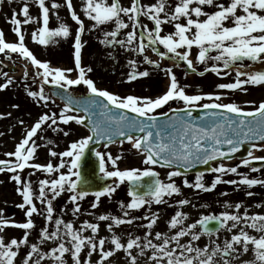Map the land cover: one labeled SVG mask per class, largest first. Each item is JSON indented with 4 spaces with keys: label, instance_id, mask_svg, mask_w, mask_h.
I'll use <instances>...</instances> for the list:
<instances>
[{
    "label": "snow or ice",
    "instance_id": "1",
    "mask_svg": "<svg viewBox=\"0 0 264 264\" xmlns=\"http://www.w3.org/2000/svg\"><path fill=\"white\" fill-rule=\"evenodd\" d=\"M32 0H24L19 13L13 10L9 22L14 24V33L18 36V42H6L4 32L0 29V53L6 50L11 53H19L24 58L30 59L36 67V76L41 77L40 91L28 90V95L37 102L43 100L47 102L49 96L43 91L44 83L57 85L62 89H68L67 102L61 108L59 115L52 112L41 114L31 127H26L25 134L16 144L13 152L5 155L9 159H0V173L5 171L13 173L12 179L19 185L17 192L22 196L23 202L18 205L25 210L27 217L25 222L5 219L0 210V232L6 226H15L24 229V234L20 239L15 237L5 243L3 235H0V264H17V257L21 245L29 244V234L35 227L33 214L43 215L46 223L54 220L55 228L49 231L45 226L41 229L39 239L56 242V246L48 251H42L37 243H31L30 250L26 253L19 264H41L45 258H50L53 264H68L65 254H70L72 264H106L115 252L123 250L130 259L131 264H137L138 255L147 256L149 264H232L233 259H238L241 255L251 251V260H242L240 264H264V213L249 215L247 210L241 215L239 211L233 213L222 211L219 214L202 215L192 224L185 225L187 213L177 211L171 216L169 227L174 229L172 235L163 232H155L153 242L150 238L152 233L149 231L143 237L129 235L126 242H122L121 236L115 232V227L121 224H131L133 220L125 219L111 214H101L99 221H111L107 229L111 233L110 243L113 247L105 249L106 239L100 237L97 241V234L100 230L98 223L88 220L82 222L80 228H76L72 221L65 222L63 218L54 219L53 201L62 193H70L69 201L74 204L73 214L80 212L79 200L89 193L80 188V184L85 182L81 175V166L85 157L86 149L95 140L96 142L105 141V148L108 144L117 142V138L123 137L132 143V147L143 155L144 168H125L118 167L121 156H113L111 152L95 151L99 159V170L105 177L117 178L112 185H107L94 193L96 202L91 207L97 208L100 197L111 196L116 191L120 183L128 181L132 187L129 190L130 202H120L122 210L140 209L144 205L153 202L160 204L166 203L164 197H171L173 194H181V187L175 182V177L183 175L181 169H191L196 164H209L218 158H231V154L236 153L245 141L259 140L264 142V101L251 111H245L237 103H218L221 93H199L188 94L185 87L181 86L176 74L171 67L164 68L165 75L170 78L167 90L155 98L149 96L126 95L120 96L106 89L96 86V83L86 76V72H91V67L82 66L81 50L83 47L82 35L86 25L74 7L72 0H65L71 19L77 27L73 31L70 25L58 13L56 20L58 26L49 27L50 9L45 0H35L41 10L42 26L32 32L33 41H38L41 45L56 44V38H68L74 35V63L75 70L78 71L76 78H72L73 68L51 67L49 61H41L25 45V35L21 31V24L27 25L37 22V17L29 14V3ZM211 7V11H205L206 7ZM53 10L62 7L57 0H52ZM82 12L91 23V29H99L100 26L109 22H114V30L104 31L101 44L112 46L119 45L125 47L126 51H135L144 54L147 47L152 51L158 52L164 58L168 53L173 54L178 61L186 62L187 68L195 71L193 60L190 58L192 49L195 46L198 51L195 59L204 64L213 61L211 65L204 69L205 72L212 71L217 75H228L222 73V69H229L237 66L238 62L246 58L255 62L264 60V0H226L225 3H217L216 0H155L153 3L142 4L141 0H130L129 6H123L120 0H82ZM22 14L23 20L19 18ZM147 17L153 22V27L148 28L142 24L140 17ZM131 23V30L126 33L125 39H117L121 29H127ZM181 18H184L182 22ZM172 24L174 31L167 35H162V25ZM139 29V41L133 47V41L137 40V30ZM147 37V45L145 44ZM163 45L167 52L160 51L156 45ZM183 49V51H178ZM215 50L216 55L210 53ZM143 61L160 67L157 61L152 60L148 55H143ZM219 62H222L219 63ZM132 71L128 74V80H135L138 77H147V70L140 71L137 68V61L131 60ZM246 65L239 64L236 67V79L234 82L220 83L218 89L236 90L242 85L264 84V71L244 72L241 71ZM40 69L43 71L41 72ZM187 73H185L186 75ZM201 75L203 73H200ZM6 79L0 83V90L7 88L13 83V79L4 73ZM244 76L245 79L240 77ZM24 77H28L25 71ZM84 84L92 95L82 99H76L71 95L70 86ZM247 91V89H242ZM205 99L211 103H198ZM180 100L188 109L187 116L191 117L193 109L199 106L203 109H225L227 111H205L200 118V122L185 119L184 115H176L172 119L159 121L154 114L156 109L162 108L169 101ZM254 103V102H248ZM18 107V105H13ZM124 110V111H114ZM83 111V115L69 114L70 112ZM136 113V117L129 116L128 111ZM171 110V109H170ZM176 113L183 110L175 109ZM229 113H235L239 117L234 119ZM4 114H0L3 116ZM10 115V113L8 114ZM167 117V113H160ZM146 117V119H140ZM251 117L253 119H245ZM58 120L67 125L70 121L89 128V135L72 140L67 148L57 152L54 148L49 149V156L58 162L53 163L50 159L46 164L34 162L37 149L38 130L42 126L52 129L53 132H63L64 136L69 135V131L61 128ZM21 125L24 121H19ZM141 133L135 135L134 133ZM124 139L119 143L123 144ZM48 144H54L53 140H48ZM227 145V148L223 146ZM256 148V144L251 145ZM264 149V143L260 145ZM14 157V159H12ZM253 159L264 160V157H254L249 150L248 158L242 159V165H250ZM31 161V162H30ZM112 170H109L108 164ZM161 165L171 169L168 172V181L164 182L159 178V173L148 165ZM239 165L226 166L220 163L214 169H209L216 173L225 172L237 173ZM25 168L33 169L28 174L29 178L24 179L21 172ZM256 171L257 169H252ZM48 174V178L39 179L38 192L34 189L31 176L36 172ZM52 174H55L54 176ZM242 178L227 181L231 184H245L248 186L264 184V180L249 179L241 174ZM204 174L197 173L195 182H190L185 176L183 185L197 190L211 191L216 188L217 183L221 182V175H216L210 185L204 183ZM144 178H149L145 183ZM253 193L247 192L251 196ZM226 195V193H225ZM35 200H39L45 205L44 212L37 207ZM178 205L189 204L187 199L176 201ZM259 206V205H258ZM225 207L233 205L225 202ZM234 207L239 210L241 202H237ZM128 211H124V217H128ZM158 214L145 216L148 220L146 227L152 229L157 222ZM216 221L217 226H210V222ZM231 221L229 225L228 222ZM241 224L246 227H239ZM202 226L203 233L211 236L219 231V226H226L228 231L236 229L230 239H226L223 245L213 242L211 246H195L193 241L199 240L201 232L196 231L197 226ZM247 228L254 230L258 235L250 234ZM84 229H90L92 235H84ZM191 236L186 243H181V238ZM87 247V257L82 261L81 253ZM15 249V250H14ZM138 249V255L133 254V250ZM150 250V252H149ZM93 253H97L98 259L92 261ZM114 264V262H112Z\"/></svg>",
    "mask_w": 264,
    "mask_h": 264
},
{
    "label": "rangeland",
    "instance_id": "2",
    "mask_svg": "<svg viewBox=\"0 0 264 264\" xmlns=\"http://www.w3.org/2000/svg\"><path fill=\"white\" fill-rule=\"evenodd\" d=\"M24 0H0V29L4 32V37L6 42H18V36L14 33V24L9 22V18L13 15V10L18 13L23 6ZM58 3L62 5L59 9L53 10L51 7L52 0H45L46 5L50 9V22L49 27L58 26L59 21L56 20V14L58 13L64 18L70 27L75 30L77 27L76 23L71 19L69 10L66 6L65 0H57ZM73 7L75 11L81 15V18L85 21V31L82 35L83 47L81 50V57L84 66L91 67L92 71L87 72L89 78H91L98 88L106 89L120 96L126 95H136V96H149L157 97L162 95L168 88L170 84V78L165 75L163 69L171 67L173 72L176 74L178 81L181 86L185 87V91L188 94H199V93H211L220 92L221 96L218 103H237L244 110H250L256 108L261 101H264V84L242 85L240 89L227 90L218 89L216 86L220 83L234 82L236 77L233 73L232 68L222 69L223 72H227L228 75H217L215 72L207 71L204 69L214 63L213 61H208L201 64L195 59V55L198 49L194 46L192 49V55L190 58L193 60V65L195 71L187 68L186 62L178 61L177 58L168 53L164 58L160 57L158 52L152 51L150 47L145 50L146 55H148L152 60L158 62L160 67H155L154 65L148 64L143 61V55L135 51H126L125 47L119 45H104L100 43L103 39L104 31L114 30V22H109L106 25L100 26L99 29H91V21L83 15L82 12V0H72ZM111 2V0H109ZM123 6H129L130 0H120ZM155 0H141L142 4L153 3ZM172 0H168L171 4ZM217 3H225L226 0H216ZM211 7H206L205 11H211ZM29 14L31 16L37 17L40 21L31 22L27 25L21 24V31L25 35V45L29 48L33 54L41 61H49L51 67H61V68H73L72 67V55L74 52V35H70L68 38H56V44L41 45L38 41H33L32 32L37 30L42 26L41 10L35 3V0L29 3ZM21 20L24 19L22 14L19 16ZM125 21L128 22V18L124 17ZM140 20L142 24L148 26L149 29L153 27V22L147 17L141 16ZM182 22L184 18H181ZM127 29H121L117 35V39H125L126 33L131 30V23ZM174 31V26L172 24L162 25V35H167L169 32ZM139 41V29L137 30V40L133 41V47L138 45ZM145 44L147 45V37H145ZM156 47L160 51L167 52V49L163 45L157 44ZM178 51H183V49H178ZM6 50L0 61V82L6 79L4 73H7L8 77L13 79V83L10 84L4 93H0V114H4L0 117V137L5 139V136L12 138V122L14 117L16 119L15 132L18 131V136L14 142L5 143V141H0L2 146L7 147L9 144L12 148V144L19 142L23 135L25 134L26 127H31L35 120L43 113L52 112L57 113L60 110L59 107L44 103L37 102L33 97L28 95V90H34L33 86L29 82V77L35 76L37 71L36 67L31 63L30 59L24 58L19 53H7ZM215 56L217 53L213 50L210 53ZM137 61V68L140 71L147 70L149 75L147 77H138L135 80H128V74L132 71L130 66V61ZM222 64V62H219ZM5 64V65H4ZM11 66V64L16 65L17 69L13 73H8V69H2L4 66ZM14 65H12L14 67ZM42 70V69H40ZM25 71L28 72V77H24ZM185 73H187L185 75ZM200 73H203L202 75ZM74 72L71 73L73 76ZM247 89L244 91L242 89ZM254 103H248V102ZM11 102L13 105H18V107H13L11 109ZM212 102L205 99L198 103ZM7 106L10 110H7ZM10 113V115H8ZM60 113V112H59ZM23 120L24 124L21 125L19 121ZM61 127V125L59 124ZM61 128L69 131L68 136H64L63 132H53L52 129H47L46 126H42V130H38L37 137H44V139H36L37 144L40 147L37 149L36 157H34V162L46 164L50 159L49 149L54 148L55 151L60 152L67 148L72 140L78 139L84 136L85 132L82 128L75 126L73 123L69 122L67 125H63ZM7 134L1 135L2 131L5 130ZM48 140H53L54 144H48ZM10 148V150H11ZM107 152H111L113 156H121L118 161V167L120 169L125 168H144L146 165L143 164V155L133 150L129 145H121L116 147H111L106 149ZM259 157H264V149L258 153ZM31 162V161H30ZM55 164L58 161L52 159ZM226 166H232L230 163ZM148 167H150L148 165ZM109 170H112V166L109 162ZM157 169V168H155ZM33 169L25 168L20 174L22 178L28 179V174L32 172ZM159 173V178L167 182L168 172L165 170L157 169ZM241 172L230 173L225 172L221 175V182L217 183L216 188L211 191L197 190L192 187H185L183 182L179 178H174L178 186L181 187V194H173V196H165L164 199L166 203L157 204L153 202L150 205H144L140 209H125L128 211V217H124V211L120 207V202L124 201L125 204L130 202L131 197L129 196L126 185L123 183L120 187L116 189L111 196L100 197L99 205L97 208H92L91 205L96 202L95 200H87L84 202H79L80 212L73 214L74 204L69 202L64 194H61L53 201L54 219L63 218L65 222L72 221L76 228H80L83 221L88 220L92 223H98L100 225L99 233L97 234V241L100 237L109 238L106 239L105 249L113 247L110 243L111 233L107 229V224L111 221H99L98 217L101 214H111L114 216H120L125 219H131L136 217L131 224L125 223L115 227V232L117 235L121 236L122 242H126L128 236L131 234L133 236L143 237L147 232H151V239L153 242H159L155 239V232H163L168 235L174 233V229L169 227V221L175 212L180 211L187 213V219L185 220V225L192 224L197 221L202 215L207 214H219L222 211L237 212L241 215L247 210L249 215L264 213V184H257L248 186L245 184H231L227 181L237 180L239 181L242 176ZM53 176L55 174H52ZM249 179H259L264 180V176H259L255 174H243ZM48 178V174L37 171L35 175L31 176L33 181L34 189L38 192V184L36 183L39 179ZM214 180V177L204 179L206 185H210ZM3 182V179H2ZM11 181L9 182V185ZM19 187V185L17 186ZM247 192L253 193L251 196L246 195ZM226 193V195H225ZM180 199H187L190 201L189 204L183 206L178 205L176 201ZM23 202L22 196L18 193L11 198V193H6L1 189L0 183V210H2L3 217L9 220H15L16 222H25L27 217L25 216V210L18 207L19 204ZM41 212H44L45 205L41 204L39 200L34 201ZM225 202L233 205V207H225ZM237 202H241V208L237 210L234 205ZM259 205V206H258ZM151 214H158L159 218L157 222L153 225L152 229L146 227L148 220L144 219L145 216H150ZM32 219L34 220L35 227L30 231L29 234V244L21 245L19 249V255L17 257V264L23 259L26 253L30 250L31 243H37L42 251H48L50 248L56 246V242L52 240H44L41 243L39 239L41 234V229L45 226L48 227L49 231L54 230V220L52 222L45 221L43 215L33 214ZM231 224V221L228 222ZM239 227H246L241 224ZM250 234L258 235L254 230L247 228ZM24 229L15 226H6L0 235H3L5 243L9 242L11 238L15 237L20 239L24 234ZM200 232V230L196 229ZM236 232L233 229L231 232L228 231L226 226H223L218 232L209 235H203L201 233L199 240L193 241L195 246L203 247L204 245L211 246L213 242L220 245L224 244L226 239H230L231 235ZM84 235H92L90 229H84ZM191 239V236H185L181 238V243H186ZM15 250V249H14ZM87 247L81 253V260L83 261L87 257ZM150 252V250H149ZM133 254L138 255V249L133 250ZM97 253H93L91 259L96 261L98 259ZM253 258V253L249 251L246 254L241 255L238 259H233L232 264H240L242 260H251ZM65 259L68 264H72V259L70 254H65ZM220 259V264H223L222 258ZM131 264L130 259L126 256L123 250L115 252V254L106 261V264ZM41 264H53L50 258H45L41 261ZM137 264H149L147 256H139Z\"/></svg>",
    "mask_w": 264,
    "mask_h": 264
},
{
    "label": "water",
    "instance_id": "3",
    "mask_svg": "<svg viewBox=\"0 0 264 264\" xmlns=\"http://www.w3.org/2000/svg\"><path fill=\"white\" fill-rule=\"evenodd\" d=\"M239 64H243L246 65V67H243L241 69V71L244 72H255V71H264V60H258V61H251L249 59H245L242 62H239L237 66H239ZM236 66V67H237ZM236 67L234 68V72L236 74ZM241 79H245L246 77L241 76ZM35 83L37 84V88L38 91H40V86L41 83H43L41 78H36ZM43 91L45 92V94H47L49 96V100L48 101H52V102H58L62 105V107L64 106V104L67 102L66 97L69 93L68 89H62L57 85H52L49 83H44L43 86ZM70 92L71 95L76 98V99H82L85 98L87 96L92 95L91 93L88 92V90L82 88V87H77V86H70ZM171 109V110H170ZM175 108L169 107L165 110L164 113H167V117H164L162 115H157V118L159 121L163 122L165 119H172L174 116L176 115H184L185 119H190L194 122H200V118L203 116V113L205 111H227L225 109H203L201 107H194L193 109H191L192 115L191 117L187 116V111L188 109H186L185 107L181 108V110H183L181 113H176ZM114 111H124V110H116L114 109ZM129 116L132 117H136L137 114L136 113H132L130 110H127ZM74 113L79 114V115H83V111H75ZM230 116H232L234 119L238 120L239 117L237 116V114L235 113H229ZM140 119H146V117H140ZM245 119H253L251 117H245ZM77 124V123H76ZM79 125V124H78ZM81 127H83L86 130V135L91 134L89 128H86L82 125H79ZM135 135H141V133H134ZM120 139H124L123 137L117 138V142L115 143H111L108 144L107 147L111 146V145H119V140ZM124 142H129L126 139H124ZM264 143L261 142L259 140H251V141H245L243 143V145L239 148V150L234 153L231 154V158H218L216 161H211L209 162V164L205 165V164H196L193 168L191 169H181L183 175L181 176H177V177H181V178H185V176L187 177V179H192L195 181V176L197 173H203L204 174V178L210 177V176H215L218 175L220 173H216L214 171H210L209 169H214L215 167H217L220 163L223 164H232L233 166L239 165L238 169H241L245 172L248 173H256V174H264V160H258V159H253L251 161V164L246 166V165H242L241 164V160L248 158V152L249 150L252 151V154L255 150H257L258 148H260V145ZM252 144H256L257 147L256 148H252L251 145ZM105 141H99L96 142L95 140L89 145V148L86 149L85 152V157L83 158L82 161V166H81V175L83 177V180L85 182H82L80 184V188L87 191L89 194L87 196H85L83 199L86 198H96L94 193L96 191L101 190L103 187L107 186V185H112L114 184V182L117 180V178H110V177H105L99 170V159L98 157H96L95 155V151L99 150L102 151L105 150ZM224 148H227V145L223 146ZM159 167H163L165 169H167L168 171H171L170 168L166 167V166H161V165H156ZM252 169H257L256 171H253ZM149 178H144L145 183L148 181ZM121 184V183H120ZM119 184V185H120ZM128 191L130 190V188L132 187L131 183L128 182ZM117 188V187H116ZM68 194V197L70 196V193L66 192ZM81 199V200H83ZM80 201V200H79ZM200 226V225H199ZM210 226L212 227H216L217 226V222L216 221H212L210 222ZM221 226H219L220 228ZM201 230H202V226H200Z\"/></svg>",
    "mask_w": 264,
    "mask_h": 264
},
{
    "label": "flooded vegetation",
    "instance_id": "4",
    "mask_svg": "<svg viewBox=\"0 0 264 264\" xmlns=\"http://www.w3.org/2000/svg\"><path fill=\"white\" fill-rule=\"evenodd\" d=\"M11 106H12L11 109L13 110V104ZM7 110H10V108L8 106H7ZM15 124H16V119L14 117V120L12 122V128H13L12 137H14V138H12L10 140L9 136H8L9 134L7 136H5L7 134L6 129H5V130H1L2 131L1 135H4L5 139L1 136L0 141H2V142L5 141V143H9V142H14L16 140V138L18 136L17 135L18 131L16 130V132H15ZM10 148H11V146L9 144L7 145V147H5V146L3 147L2 143H0V159H9V157H7L5 154L8 152H13V144H12L11 150H10ZM12 175H13V173L8 172V171L0 173L1 189L4 190L6 193H11V198L16 193V187L14 184L15 182L12 179ZM2 179H3V182H2ZM10 180H11V184L9 185Z\"/></svg>",
    "mask_w": 264,
    "mask_h": 264
},
{
    "label": "bare ground",
    "instance_id": "5",
    "mask_svg": "<svg viewBox=\"0 0 264 264\" xmlns=\"http://www.w3.org/2000/svg\"><path fill=\"white\" fill-rule=\"evenodd\" d=\"M261 150H263V149L261 148V149L255 151V152H254V155H255V156H258V153H259Z\"/></svg>",
    "mask_w": 264,
    "mask_h": 264
}]
</instances>
